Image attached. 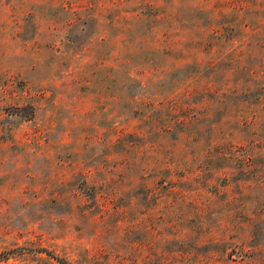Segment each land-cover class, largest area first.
Instances as JSON below:
<instances>
[{
    "label": "rangeland",
    "instance_id": "obj_1",
    "mask_svg": "<svg viewBox=\"0 0 264 264\" xmlns=\"http://www.w3.org/2000/svg\"><path fill=\"white\" fill-rule=\"evenodd\" d=\"M60 258L264 264V0H0V264Z\"/></svg>",
    "mask_w": 264,
    "mask_h": 264
},
{
    "label": "trees",
    "instance_id": "obj_2",
    "mask_svg": "<svg viewBox=\"0 0 264 264\" xmlns=\"http://www.w3.org/2000/svg\"><path fill=\"white\" fill-rule=\"evenodd\" d=\"M223 157H228V152H227V150H224L223 151ZM60 261L63 263V264H70L69 262H66V260H64V259H62V258H60Z\"/></svg>",
    "mask_w": 264,
    "mask_h": 264
}]
</instances>
